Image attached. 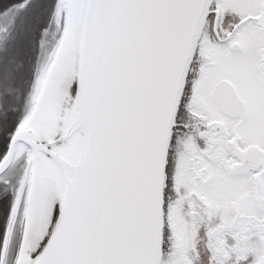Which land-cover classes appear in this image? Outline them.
<instances>
[{"label": "snow or ice", "instance_id": "snow-or-ice-1", "mask_svg": "<svg viewBox=\"0 0 264 264\" xmlns=\"http://www.w3.org/2000/svg\"><path fill=\"white\" fill-rule=\"evenodd\" d=\"M0 264H264V0H0Z\"/></svg>", "mask_w": 264, "mask_h": 264}]
</instances>
